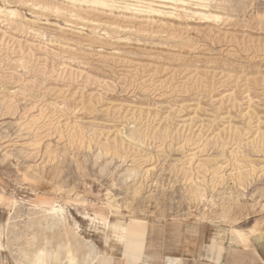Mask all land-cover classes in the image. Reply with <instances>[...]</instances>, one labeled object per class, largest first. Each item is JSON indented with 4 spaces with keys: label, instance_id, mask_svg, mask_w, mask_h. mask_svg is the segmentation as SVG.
Wrapping results in <instances>:
<instances>
[{
    "label": "rangeland",
    "instance_id": "374dc122",
    "mask_svg": "<svg viewBox=\"0 0 264 264\" xmlns=\"http://www.w3.org/2000/svg\"><path fill=\"white\" fill-rule=\"evenodd\" d=\"M204 3L0 0V264L43 246L16 239L35 203L64 208L96 264L131 262L145 228L137 264L264 256V0Z\"/></svg>",
    "mask_w": 264,
    "mask_h": 264
},
{
    "label": "bare ground",
    "instance_id": "6f19581e",
    "mask_svg": "<svg viewBox=\"0 0 264 264\" xmlns=\"http://www.w3.org/2000/svg\"><path fill=\"white\" fill-rule=\"evenodd\" d=\"M83 7H98L106 8L110 11L121 8V10L132 11L134 13H150L162 14V8L167 4L172 6L188 5L189 1L194 9L204 10L206 5L204 0H64ZM131 1V3L127 2ZM169 7V6H168ZM189 7V6H188ZM173 8V7H172ZM180 8V7H179ZM174 10V9H173ZM188 10V9H187ZM2 10L0 9V12ZM185 11V10H184ZM207 12V11H206ZM209 12H207L208 14ZM172 14V13H171ZM201 14L204 18H213L214 16ZM211 14V13H210ZM217 16V15H216ZM218 17V16H217ZM217 19V18H216ZM215 19V20H216ZM92 142V141H91ZM91 142L88 147H96L101 152H110L109 159H119L122 163L126 159L121 152L116 150L117 146L110 148V146L99 147L97 143L92 145ZM88 149V148H87ZM90 149V148H89ZM112 151V152H111ZM136 179V176L133 180ZM198 188V187H197ZM110 199V198H109ZM112 203L108 202L107 206L110 207ZM14 207H18L16 201ZM113 207V205L111 206ZM114 208V207H113ZM64 209V208H63ZM62 208H57L53 203H40L32 204L27 209L28 224L16 225V229L23 228L24 233L16 239H30L29 247L34 245L38 239H45L43 246L37 247L30 251L29 255L22 260L28 264H96L104 254L97 250L96 244L93 241L82 240L81 229L76 226L71 229L65 218V212ZM205 217V216H204ZM44 221L41 222V221ZM120 221L119 219H116ZM122 222V221H121ZM53 229L57 231L54 232ZM52 230V231H51ZM1 235V233H0ZM58 241L56 248H51L52 243ZM142 244L137 245V251H140ZM16 261V264H20Z\"/></svg>",
    "mask_w": 264,
    "mask_h": 264
},
{
    "label": "crops",
    "instance_id": "0c3cea01",
    "mask_svg": "<svg viewBox=\"0 0 264 264\" xmlns=\"http://www.w3.org/2000/svg\"><path fill=\"white\" fill-rule=\"evenodd\" d=\"M146 228L143 233L142 241V248L140 251H137V254L134 255L133 250H129V255H131V262L126 261V264H137L141 261L142 249L144 246V236H145ZM131 251V253H130ZM129 258V257H127ZM176 261L172 262V258H168L167 264H180L179 258H175ZM207 264H264V256L257 253V251H251L249 249H241V250H229V251H222L221 254L217 257L215 254L211 256V259H207ZM103 262V261H102ZM101 262V263H102ZM100 263V264H101Z\"/></svg>",
    "mask_w": 264,
    "mask_h": 264
}]
</instances>
